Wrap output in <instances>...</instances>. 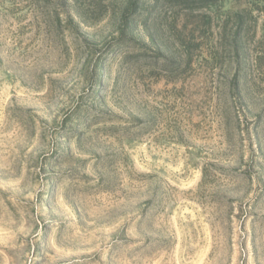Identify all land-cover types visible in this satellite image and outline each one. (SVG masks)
Masks as SVG:
<instances>
[{"label":"rangeland","instance_id":"1","mask_svg":"<svg viewBox=\"0 0 264 264\" xmlns=\"http://www.w3.org/2000/svg\"><path fill=\"white\" fill-rule=\"evenodd\" d=\"M124 1L0 0V264H264V1Z\"/></svg>","mask_w":264,"mask_h":264},{"label":"trees","instance_id":"2","mask_svg":"<svg viewBox=\"0 0 264 264\" xmlns=\"http://www.w3.org/2000/svg\"><path fill=\"white\" fill-rule=\"evenodd\" d=\"M218 1L219 0H125L118 21L117 41L122 42L123 39L126 40V35L131 36L134 30L138 29L139 25L143 28L145 33H148V18L154 6L156 7L162 4L191 10L195 8L211 7ZM155 29H157V26H155ZM149 37H151L150 44L154 45L152 36ZM141 48H145L144 44L141 45Z\"/></svg>","mask_w":264,"mask_h":264}]
</instances>
